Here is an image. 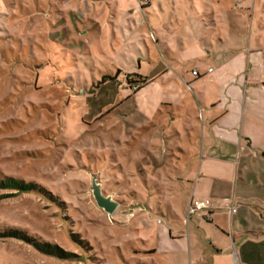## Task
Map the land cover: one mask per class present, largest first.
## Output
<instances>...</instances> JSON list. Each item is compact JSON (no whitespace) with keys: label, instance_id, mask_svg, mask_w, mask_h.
Returning a JSON list of instances; mask_svg holds the SVG:
<instances>
[{"label":"rangeland","instance_id":"1","mask_svg":"<svg viewBox=\"0 0 264 264\" xmlns=\"http://www.w3.org/2000/svg\"><path fill=\"white\" fill-rule=\"evenodd\" d=\"M219 5L233 0H0V182L44 189L0 185V264H191L187 218L158 204L134 159V91L162 60L155 24Z\"/></svg>","mask_w":264,"mask_h":264},{"label":"crops","instance_id":"2","mask_svg":"<svg viewBox=\"0 0 264 264\" xmlns=\"http://www.w3.org/2000/svg\"><path fill=\"white\" fill-rule=\"evenodd\" d=\"M219 6L155 24L162 60L134 91L144 116L134 159L175 219L213 201L188 220L191 264L204 251L213 264H233L231 253L264 264V0Z\"/></svg>","mask_w":264,"mask_h":264},{"label":"water","instance_id":"3","mask_svg":"<svg viewBox=\"0 0 264 264\" xmlns=\"http://www.w3.org/2000/svg\"><path fill=\"white\" fill-rule=\"evenodd\" d=\"M92 191L97 205L106 211L109 215H113L119 207L112 196H105L101 190V184L97 181V176H93Z\"/></svg>","mask_w":264,"mask_h":264},{"label":"trees","instance_id":"4","mask_svg":"<svg viewBox=\"0 0 264 264\" xmlns=\"http://www.w3.org/2000/svg\"><path fill=\"white\" fill-rule=\"evenodd\" d=\"M130 83L131 82H134V81H129ZM0 185H3V186H6V188H11V189H17V190H22V191H27V192H44V189H40V186L38 185H34L32 183H25V182H22V181H18V180H15V179H8L7 181H5L4 183L3 182H0ZM48 252H52L53 254H57L61 257H69L71 256V254H59L57 253V251H51L50 249L47 250Z\"/></svg>","mask_w":264,"mask_h":264},{"label":"built area","instance_id":"5","mask_svg":"<svg viewBox=\"0 0 264 264\" xmlns=\"http://www.w3.org/2000/svg\"><path fill=\"white\" fill-rule=\"evenodd\" d=\"M194 75H199L198 71L193 72ZM230 207L232 212H236V209L232 207L231 204H227ZM214 207V203L211 199H203V200H193L190 204V207L187 212V220L191 218L192 215L205 210H211Z\"/></svg>","mask_w":264,"mask_h":264}]
</instances>
